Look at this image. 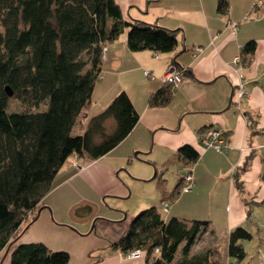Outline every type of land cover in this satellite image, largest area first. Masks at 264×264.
Returning a JSON list of instances; mask_svg holds the SVG:
<instances>
[{"label":"trees","instance_id":"obj_1","mask_svg":"<svg viewBox=\"0 0 264 264\" xmlns=\"http://www.w3.org/2000/svg\"><path fill=\"white\" fill-rule=\"evenodd\" d=\"M227 9L228 1L219 0L217 13L224 15ZM124 32L133 53L169 54L177 48V30L127 19L117 0H0V253L10 249L8 264H70L68 252L51 251L41 242L11 246L22 224L37 217L69 157L95 161L107 155L138 122L139 114L123 91L93 117H79L100 78L103 47ZM255 48L256 42L249 40L240 53L249 56ZM172 64L177 67L175 60ZM163 85L149 105L169 103L171 86ZM11 101L20 110L11 111ZM177 156L185 165L199 158L189 145L180 147ZM90 211L89 206L78 207L74 215ZM208 224L179 217L165 221L154 206L138 213L111 247L122 254L139 250L147 264H218L209 250L189 257ZM250 238L247 229L235 227L226 256L243 261L241 242ZM179 248L181 259L175 262Z\"/></svg>","mask_w":264,"mask_h":264},{"label":"crops","instance_id":"obj_2","mask_svg":"<svg viewBox=\"0 0 264 264\" xmlns=\"http://www.w3.org/2000/svg\"><path fill=\"white\" fill-rule=\"evenodd\" d=\"M218 1L117 0L123 17L177 30V48L169 54L157 55L149 50L133 53L126 46L124 32L114 43L107 45L91 103L79 117H93L123 91L139 114V120L127 138L110 153L119 146L138 142L142 137L140 133L153 132L155 142L159 131H166V135L160 136L164 137L168 150L177 153L180 147L189 145L198 153L197 162L191 165L193 173L201 161L207 166L219 165L214 177L218 190L212 191L210 200L213 207L198 215L189 205V210L181 213L177 207L185 196L178 198L176 195L183 186L180 178L179 188L176 185L175 192L169 197V210L163 213L160 205L157 208L160 213L169 214V218L207 221L209 224L192 245L189 257L209 250L211 260L223 264L216 253V238L212 237V231L209 232L214 216L218 215L225 223L222 243L227 249L229 232L238 226L244 228L251 206L264 205V0H227L228 11L224 15L217 13ZM249 40L256 42V48L252 55H242L240 50ZM198 47L202 48L201 52H196ZM237 55L242 60L235 65L233 60ZM173 60L181 68L178 72L182 75V83L171 87L172 98L168 104L149 105L150 96L165 87L160 77L171 66L177 69ZM145 71L152 73L153 78H146ZM238 82L243 84L247 95L240 101L239 108L234 93ZM94 96L98 100L95 101ZM93 104L96 109L91 112ZM207 128L225 133L230 147L223 154L205 150L200 145L199 133ZM105 156L82 162L75 156L69 157L56 173L50 192L44 196L40 214L30 224H22L11 250L22 243H43L41 233L52 228L51 217L61 224L69 222V218L75 224L86 222L83 229L88 231L91 218L89 215L75 216L76 208L89 206L92 210V195L98 197L109 192L127 195L123 185L115 180L116 171L106 164ZM75 161L81 169L73 168ZM193 179L194 187L184 193L195 196L199 185L198 179ZM111 243L106 247L107 256L98 260L99 264H107L105 261L147 264L143 255L126 259L125 254L111 247ZM180 248L175 262L181 259ZM9 250L6 251L8 260Z\"/></svg>","mask_w":264,"mask_h":264},{"label":"rangeland","instance_id":"obj_3","mask_svg":"<svg viewBox=\"0 0 264 264\" xmlns=\"http://www.w3.org/2000/svg\"><path fill=\"white\" fill-rule=\"evenodd\" d=\"M104 56L105 54L102 59ZM94 99L96 101L97 97L94 96ZM92 106L91 112L96 109L94 104ZM9 109L16 111L20 110V107L17 102L11 101ZM74 130L77 132L76 129ZM165 133L168 132L159 131L156 135L157 138L155 137V142L152 136L153 132L144 133V135L140 133L142 137L137 140L138 142H133L131 146H119L113 153H107L108 155L104 158L107 161L106 164L114 167L116 171L115 180L123 185L127 195H116L113 192L98 197L92 195L94 197L91 198L92 210L88 214V217L91 218L88 220V231L83 229L87 224L86 222L81 223V225L80 223L75 224V221L69 218V222L61 224L51 217L52 228L44 229V232L41 233L43 244L54 252H68L70 264H99L98 260L105 258L108 254L106 250L108 244L120 239L122 234L130 228L134 217L144 209L159 207L160 201L165 196L164 201L169 203V197L175 192L176 185L181 181L180 178L184 179L187 174L192 179H198L199 188L197 185L194 190L198 188L199 191L194 196L190 193L185 194L180 190V187L176 195L178 198L183 195L185 197L180 201L181 203L177 208L182 211L181 213H185L186 209L189 210L190 205L199 215L206 209L213 207V201L210 200L212 191L215 193L218 188L214 177L217 171L216 167L219 165L216 167L214 165L207 166L204 161H201L197 163L196 172L193 173L192 164L185 165L175 150H168L164 137L160 136ZM208 149L217 154H223L225 151V149L219 152L212 148ZM208 149L205 148V150ZM155 173H157L156 177ZM258 207L251 206V214L244 221V229L251 233V238L241 242L246 255L241 262H235L236 259L234 258L227 259L226 245L222 243L225 223L220 220L221 217L219 218L218 215L214 216V220L209 226V232L212 231V237L216 238V253L221 257L223 264H226L228 260L233 264H264V205ZM169 216V214H162L164 219L169 218ZM87 249L89 250L87 251ZM6 251L7 249L0 253V264L9 263ZM105 263L111 264L107 261Z\"/></svg>","mask_w":264,"mask_h":264},{"label":"built area","instance_id":"obj_4","mask_svg":"<svg viewBox=\"0 0 264 264\" xmlns=\"http://www.w3.org/2000/svg\"><path fill=\"white\" fill-rule=\"evenodd\" d=\"M106 51H107L106 47H103L102 57L105 54L104 52H106ZM201 51H202V48H200V47L196 48V52H201ZM241 60H242L241 56L237 55V57H235L233 60V64L238 65V63ZM144 76L148 79L153 78L152 73L147 72V71L144 72ZM160 80L162 81L163 84L172 87V86H177L178 84L182 83L183 79H182L181 73L176 71V68L171 66V67H169L168 71H166L160 77ZM234 88H235L234 93H235L236 105H237V108H239L240 101L242 100L241 98H247V95L245 92V88H243L242 83L238 82V84ZM199 134H200V137H199L200 145H202L206 149L212 148L215 151L219 152V151H222L224 149L226 150L230 147L229 144H227L226 139L224 138V136L222 135L220 130L207 128L205 130H202ZM72 166H73V168L75 167L78 170L82 168V166L79 165V163L76 161L74 162V164H72ZM182 180H183V186L180 188V190L183 192H187L193 186V179L189 174H187V176ZM160 203H161L160 210L163 213H166L170 208L169 203L167 201H161ZM141 255H142V253L139 250H136L132 253L125 254V258L128 260H132L134 258L141 256Z\"/></svg>","mask_w":264,"mask_h":264},{"label":"water","instance_id":"obj_5","mask_svg":"<svg viewBox=\"0 0 264 264\" xmlns=\"http://www.w3.org/2000/svg\"><path fill=\"white\" fill-rule=\"evenodd\" d=\"M6 91H7V94H8L9 96H11V91L9 90V88H6ZM40 212H41V211L39 210L37 215H39Z\"/></svg>","mask_w":264,"mask_h":264}]
</instances>
